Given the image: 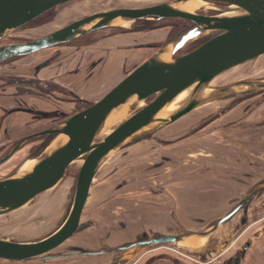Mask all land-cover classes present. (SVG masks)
Masks as SVG:
<instances>
[{
    "label": "rangeland",
    "instance_id": "1",
    "mask_svg": "<svg viewBox=\"0 0 264 264\" xmlns=\"http://www.w3.org/2000/svg\"><path fill=\"white\" fill-rule=\"evenodd\" d=\"M165 1L167 0H84L67 3L45 14L38 22L23 27L25 31L18 30L14 35L8 36L3 43L31 41V39L41 37L59 27V24L53 25L57 19L58 22L64 24L98 10L143 8ZM207 4L205 2L206 7L203 9L209 6ZM206 10L209 15L216 13L212 9ZM201 12L204 14V11ZM174 21L181 22V20ZM168 23H170L168 19L160 20V22L138 20L129 27H110L105 31L101 29L102 31L82 40L87 43V46L69 47L62 44L59 49H64L67 53L52 65L38 72H35L33 67L57 49L18 58L6 65H0V75L4 76L2 83L5 86L8 85L6 81L10 77L14 80L17 77L19 80L35 79L37 85L34 88L44 90L46 88L54 90L53 87L60 86V84L69 89L73 84L77 87L76 93L87 97V95H83L84 93H80L82 90L78 91L80 82L85 84L86 79L84 78L87 75L68 74V70H72L69 63L71 64L78 57L76 52L78 51L83 58L89 55L91 59L96 58V55L105 54V51L120 52L118 49L123 48L122 52L126 55L121 59V64L125 63V71L115 74L109 82L103 85V88L93 91L91 97H87L89 101L95 103L107 90H111L121 77L130 73L153 52L147 51V49L134 51L129 50L128 47L140 44L156 43L161 45L167 43L178 30L173 29ZM197 46L198 44L191 45L183 53ZM105 64H101V67H104ZM101 67L97 69L99 70ZM97 69H95L96 74L100 73ZM66 72L67 75H65ZM248 79H264V56L253 59L248 65L230 69L227 73L215 78L211 84L213 88H216ZM24 84L22 83V85ZM10 88L7 89L10 90ZM60 92L61 90L55 94L63 95ZM49 94L51 93L48 92L47 95ZM65 97L70 96L65 94ZM31 99L34 101H29L30 105L43 108L41 106L44 101L42 103L39 99ZM259 99L257 96L249 95H234L228 99H218L191 112L169 129L155 133L152 140L132 141L131 144L118 150L116 154H112L109 161L99 170L95 182H93L82 220L91 221L93 224L97 221L99 225L102 224L101 222H105L108 228L113 229L120 216L130 217L132 220L130 226L137 231L143 229L141 227L143 223L137 222L140 218L156 221L155 230L158 229L157 231L166 225L163 223H167L171 227L170 231L175 233L184 230L202 231L210 227L230 208L233 202L244 196L248 188L264 178V129H256L257 124L264 122V100L259 104ZM67 112L65 118L73 115L77 110L71 109ZM61 120H63L61 115L52 114L51 118L48 117V119L39 122L43 126L39 124L38 126L42 129L48 124L53 125ZM115 127L116 124L108 129L107 134ZM1 139L0 145L5 149L0 152V156L5 154L11 148L10 146L20 138ZM45 140L46 138L35 140L18 150L0 167V180L18 172L28 159L35 158L32 155L38 156L41 150H38L37 153L34 151ZM150 145H158V149H150L152 147ZM164 155L171 157L173 162L165 163L157 171L146 169L151 164L160 162L161 156ZM80 164L81 162L77 160L66 170L67 178H70V181L66 178L69 183ZM244 174H251V177H243ZM232 175L243 180L244 183L232 181ZM122 181L126 184L118 188L117 185ZM59 189L60 187L51 191L50 194L43 193L37 196L28 204L31 210L25 213L16 215L14 214L16 211H13L0 216V236L14 241H36L52 233L64 221L67 211L65 203L70 196L68 191H59ZM49 203L54 206L53 209H50L49 212H42L44 204ZM62 203L63 205H61ZM157 209L158 211H156ZM190 214L205 221L202 223L192 222L189 220ZM240 215L242 214L235 215L207 238H188L179 243L182 248L187 250H213L211 258L205 261L191 257L187 253L188 251L178 245L164 243L161 250L171 252L191 264L223 263L234 256V253L247 241H251L252 246L262 238L264 234V193L253 201L246 224L241 225ZM162 221L163 223H161ZM110 232L109 234H114L113 230ZM103 233H100L98 227L87 229L50 253L54 255L52 258L14 264H110L112 259L119 255L118 252L81 258L58 257L61 254L71 253L67 251V247L71 245H81L94 250L117 246L116 243L107 244ZM100 241L103 242V246L95 248L94 245ZM155 251L159 250L145 252V249H133L126 254L129 259L126 264H141L145 257ZM0 264H13V262L1 260Z\"/></svg>",
    "mask_w": 264,
    "mask_h": 264
},
{
    "label": "water",
    "instance_id": "2",
    "mask_svg": "<svg viewBox=\"0 0 264 264\" xmlns=\"http://www.w3.org/2000/svg\"><path fill=\"white\" fill-rule=\"evenodd\" d=\"M76 1L84 0H0V63L18 56L26 57L42 53L59 45L83 39L101 29L122 27L117 24L119 21L134 24L138 20L160 22L163 19L179 18L187 20L188 24L165 44L135 45L136 48L157 49L130 73L121 77L122 79L111 90H107L91 106L75 112L65 118L62 123L44 132V135L48 134V139L46 138L40 145L41 152L37 157L28 159L37 160L35 167L24 174L20 173L23 170L21 167L14 175L0 180V216H3L24 207L37 196L56 188L61 180L67 178L66 170L73 163L75 164V161L81 162L76 177H72L71 183H68L70 187L67 191L70 196L65 203L67 211L60 226L48 236L36 241H14L0 236V261L5 260L14 264L47 260L54 257L50 253L78 233L97 227L91 222L82 220L93 181L111 155L116 154L118 150L131 144L132 141L152 140L155 133L169 129L191 112L218 99H228L234 95H249L260 98L259 104L264 100V79L232 82L214 87L211 92L203 94V90L208 88L207 86L218 76L236 66L248 65L253 59L264 56V0H199L213 5L212 10L216 13L210 15L207 14L206 9L189 12L177 8L178 4L189 0H167L143 8L98 10L64 24L58 22L57 19L53 25L59 24V27L31 41L3 43L8 36L14 35L19 28L41 15ZM201 11H204V14L200 13ZM195 44L199 45L183 53L185 49ZM135 47L128 48L130 50ZM65 53L67 52L64 49H57L50 53L49 57L36 64L33 70L41 71ZM120 53L110 52L108 59L115 57L116 64L126 55L124 52ZM106 62L105 56L103 64ZM119 63L121 64V60ZM103 69V67L97 69L100 73L92 77L95 83H98ZM188 89H192L189 98L176 110L164 115V110L172 101ZM136 96H142L148 100L147 105L138 109L131 108L133 114L122 123L116 124L112 132L107 134L109 116L120 111L124 106H128L131 99ZM256 129L263 130L264 122L257 124ZM39 135L34 134L23 138L5 157L0 159V166L21 149L22 145L36 139L34 137ZM150 146H152L150 149H158V145ZM167 162L172 163L173 160L164 155L161 156L160 162L153 163L146 169L157 171ZM232 176V181L244 183L243 180ZM243 177H251V174H244ZM67 179L70 181V178ZM125 184L126 182L122 181L117 187ZM263 193L264 178L248 188L242 198L233 202L222 216L202 231L184 230L175 233L170 231L171 227L163 221L161 223L166 225L157 231L158 229L155 230L156 221L143 218L137 221L143 223L144 226H141L143 229L137 231L130 226L132 221L130 217L120 216L112 229L114 234H108L110 228L107 225H105V233L98 227L104 237L109 236L108 240L104 238L107 244L116 243L117 246H112L106 251L101 249V251H87L71 245L67 247V251L84 252L85 256L87 254L100 256L118 252L119 255L112 259L110 264H126L129 261L126 254L133 249L142 250L159 243L178 245L182 248L179 243L183 239L209 235L235 215L242 214L240 223L241 225L246 224L253 201ZM194 216L190 214L189 220L195 223L205 221ZM250 247L251 241H247L234 253V256L225 260L223 264H241ZM184 250L188 251L191 257L201 261L211 258L213 253V250L207 249Z\"/></svg>",
    "mask_w": 264,
    "mask_h": 264
},
{
    "label": "flooded vegetation",
    "instance_id": "3",
    "mask_svg": "<svg viewBox=\"0 0 264 264\" xmlns=\"http://www.w3.org/2000/svg\"><path fill=\"white\" fill-rule=\"evenodd\" d=\"M208 8H212V7H208ZM206 8V9H208ZM214 8V7H213ZM55 9H52L50 11H48L45 14H48L50 12H52ZM203 13V12H201ZM45 14L41 15L39 18L35 19L34 21H31L30 23L24 25L28 26V25H32L35 22H38V20L43 17ZM151 20V19H149ZM172 28L173 29H178V31H180L182 28H184L187 24L188 21L184 20V19H178V18H173V19H168ZM174 20H181V22L178 21H174ZM21 27L18 30H24L25 29ZM103 31H105L106 29H102ZM102 30H98L95 32H92L91 34L87 35L90 36L92 34H95L97 32H100ZM176 32V33H177ZM172 35V34H171ZM87 36L83 37V39H85ZM82 38L79 40H76L74 42L71 43H67L65 45L69 46V47H73V46H87V43L83 42ZM120 44V42H119ZM64 45V44H63ZM199 45V44H198ZM62 45H59L57 47H54L53 49H59ZM91 46V45H89ZM81 47V48H82ZM68 48V47H67ZM127 49V48H126ZM124 49V50H126ZM129 49V48H128ZM136 49H142V48H136L135 49H131L130 50H136ZM143 49H147V48H143ZM157 48H148V50L153 51L152 53L155 52ZM79 50V49H78ZM122 49H118V51L122 52ZM119 52V53H120ZM77 53V59H75V61H72L71 64L69 63V66L72 67V70L69 69L68 70V74L72 75H79V74H85L87 76H85L84 79H86L85 84H83L82 82H80L79 85L80 88L78 91L82 90L80 93H84L83 95H87V97H91L92 93H94L93 91L98 90L99 88H103V85H105L107 82H109L112 77H114L115 74H120L122 72L125 71V63L120 64L118 60L115 64V57H112L110 60L108 59V55L110 53L109 51H105L103 55L98 56L96 55V58H91L89 57V55H87L86 57L83 58V56H81L78 51ZM121 54V53H120ZM106 56L107 62L105 64V66L103 67V71H102V75L101 77H99V81H97L98 83H95V79H92V77H94L95 75H97L95 69L99 68L101 66V64H103L104 61V57ZM20 59L22 57H15V58H11L9 60H5L4 62L0 63V65H6L7 63L13 62L14 60ZM122 65V66H120ZM115 64V65H113ZM122 67V69H120ZM113 69V71L111 70ZM67 75V72L66 74ZM87 77V78H86ZM63 78V76H62ZM61 78V79H62ZM91 78V79H89ZM35 79H30V80H23V79H17L14 80L13 78H8V81H6L8 83V85L2 82H4V76L0 75V141L2 140L1 138H20L17 141H15V143L10 146L11 148H9L5 154L0 156V159H2L3 157H5L13 148L14 146H16L23 138H28L30 136H33L34 134H40L38 137H34L36 139L30 140L28 141L26 144L22 145L23 149L26 145H28L31 142H35V140L38 139H48V134L44 135V132L50 130L51 128H53L54 126L62 123L65 119V115H67V111L73 109V110H77L80 111L84 108H87L89 106H91V104H93V102L89 101L87 97L84 96H80V94L76 93L77 91V87L75 85H71V87L68 89H66L62 84H60V86H54V90L51 89H42V88H34L37 83L34 81ZM75 82V81H74ZM16 83V84H15ZM22 83H25L24 85H22ZM13 86V87H12ZM73 86V87H72ZM11 87L10 90H8L7 88ZM23 87V88H22ZM25 87V88H24ZM27 87H29L28 89H26ZM61 90V96H58L57 94H55V92L59 93V91ZM11 91V92H8ZM46 91V92H45ZM39 92V93H37ZM48 92H50L51 94L47 95ZM38 95H37V94ZM40 94V95H39ZM44 94V96H43ZM65 94H68V96L70 97H65ZM31 98H36L39 99L42 103L44 101V104L41 106L43 108H36L33 107L34 105H30L29 101H34ZM34 103V102H33ZM52 114H54L55 116L58 114L59 116L61 115V118H63V120L59 121L56 124L53 125H46L45 127H42V129L39 128V125H42L41 122L44 119H48V117L51 118ZM74 114V113H73ZM71 116V115H70ZM26 117V118H23ZM41 145V144H40ZM40 145H38V148L35 149V153L38 152V150L40 149ZM5 148H3L2 145H0V152H2ZM20 150V149H19ZM33 157H36L37 155H32ZM7 162V161H6ZM5 162V163H6ZM3 163V164H5ZM2 164V165H3ZM1 165V166H2ZM0 166V167H1ZM77 172L75 173L74 177H76ZM66 179V177L63 179V181ZM61 184V183H59ZM58 186V185H57ZM59 187H56L53 190H56ZM73 188L71 189L72 192ZM49 193V192H47ZM44 193V194H47ZM45 206H43V209L41 210L42 212H49L50 209H53V205L51 206V204H44ZM28 204L18 210H15L16 212L14 214L16 215H20L22 213H25L28 210H31V207H29ZM37 207V206H36ZM85 212V210H84ZM89 222V221H88ZM91 222V221H90ZM96 223L93 224V226H97L100 227V229H103V232L105 233V224H98L97 221H95ZM92 223V222H91ZM98 224V225H96ZM120 226V224H119ZM115 227V225L113 226ZM112 230V229H110ZM109 230V232H110ZM114 232V230H113ZM111 233V232H110ZM51 234V233H50ZM79 234V233H78ZM109 234V233H108ZM49 235V234H48ZM47 235V236H48ZM107 235H103V238H106L108 240ZM106 240V243H107ZM103 243V242H102ZM100 243L95 244L94 247H99V246H103V244ZM163 244L164 243H159V244H153L150 245L145 249V252L148 251H153V250H159V251H155L154 253L148 255L147 257H145V260H143V262L141 264H191L190 262H186L183 261L182 259H180L179 257H176L173 253L171 252H165L163 250H161L163 248ZM77 248H84L87 251L88 250H94V249H87L84 246L81 245H75ZM111 247L105 248V249H101L102 251H106L109 250ZM113 249V248H112ZM97 251H101L100 249H96ZM82 253H69V254H62L59 255L61 257H66V258H81L83 256H85V254ZM86 256H89V254H87ZM215 264H223L221 263H215Z\"/></svg>",
    "mask_w": 264,
    "mask_h": 264
},
{
    "label": "bare ground",
    "instance_id": "4",
    "mask_svg": "<svg viewBox=\"0 0 264 264\" xmlns=\"http://www.w3.org/2000/svg\"><path fill=\"white\" fill-rule=\"evenodd\" d=\"M115 1V0H114ZM112 2V1H110ZM123 5V4H122ZM213 6L212 4H207V6ZM208 6V7H209ZM205 2L203 1H199V0H189V1H185L182 2L180 4L177 5V8L181 9V10H186L189 12H195L198 11V9H203L205 8ZM207 7V8H208ZM208 9H212V8H208ZM118 25L122 26V27H129V25H131L130 22L126 23L123 21H119L117 22ZM208 88H206L205 90H203V94H207L209 92H211L214 88L212 87V84L210 83L209 86H207ZM192 92V89H188L186 92H183L181 95H179L176 100L172 101V103L166 108V110H164V115L166 113H170L174 110H176L181 104H183L185 102V100H187L189 98L190 93ZM148 100H145L142 96H136L133 99H131V102H129L128 106H124L120 111L114 112L111 116H109V122H108V129H110L113 125L117 124L120 121H124L126 119L129 118L130 115L133 114V112H131V108H141L143 106L147 105ZM121 122V123H122ZM107 129V131H108ZM112 130L109 132L111 133ZM76 162V161H75ZM37 164V160H28L23 166V170L20 172L21 174H24V172L26 171H30L33 167H35V165ZM26 206V205H25ZM226 223H223L222 225H220L217 229H220L221 226H223ZM217 229H215L214 232H212L209 235H206L204 237H196V238H207L209 236H211L213 233H215L217 231ZM190 238H195V237H190ZM188 239V238H186ZM185 240V239H183ZM213 245V244H211ZM211 247V246H210Z\"/></svg>",
    "mask_w": 264,
    "mask_h": 264
},
{
    "label": "crops",
    "instance_id": "5",
    "mask_svg": "<svg viewBox=\"0 0 264 264\" xmlns=\"http://www.w3.org/2000/svg\"><path fill=\"white\" fill-rule=\"evenodd\" d=\"M23 118H26V117H23ZM96 177H97V175H96ZM96 177H95V179H96ZM95 179L93 182H95ZM60 183L61 184L58 183V186H57V187H60L59 191H61V190L67 191L69 188V184H68L69 181L68 180H64V181L61 180ZM53 189H55V188H53ZM53 189H51L47 192H49V194H50V192L53 191ZM47 192H45V193H47ZM61 205H63V203ZM51 206H52V204H51ZM156 211H158V209ZM241 264H264V234H263L262 238L257 240L256 244H253L249 248V250L247 251V254H245V258Z\"/></svg>",
    "mask_w": 264,
    "mask_h": 264
}]
</instances>
